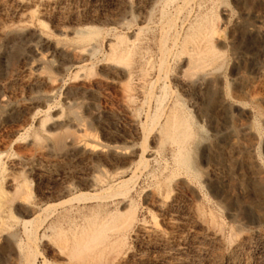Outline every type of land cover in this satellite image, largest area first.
Instances as JSON below:
<instances>
[{"label": "rangeland", "instance_id": "obj_1", "mask_svg": "<svg viewBox=\"0 0 264 264\" xmlns=\"http://www.w3.org/2000/svg\"><path fill=\"white\" fill-rule=\"evenodd\" d=\"M251 170L264 0H0V264H264Z\"/></svg>", "mask_w": 264, "mask_h": 264}, {"label": "bare ground", "instance_id": "obj_2", "mask_svg": "<svg viewBox=\"0 0 264 264\" xmlns=\"http://www.w3.org/2000/svg\"><path fill=\"white\" fill-rule=\"evenodd\" d=\"M30 15H32V14H30ZM29 18H31V17H29ZM29 23V22H28ZM90 32V31H89ZM94 32V31H93ZM79 37H80V40H81V42H82V47H81V49L84 51V50H87L86 48L87 47H89L88 45H90V43H91V41H92V35L90 34V33H87L86 31H80L79 33ZM95 40V39H94ZM93 42V41H92ZM117 44L118 43H116V45H111L110 46V49H111V53L112 54H114L115 56H118V54H117V52L118 53H120V51H118L120 48V45L122 46V43L120 44H118L119 45V47L117 46ZM43 45V44H42ZM57 46H59V45H57ZM34 48V56L36 57V60L38 61V62H47V61H50V60H52L51 58H53V56L51 57V58H49V56H50V54L48 53V52H43V50H42V48H37L36 46H33ZM119 48V49H118ZM53 50V49H52ZM49 51V50H48ZM51 51V50H50ZM86 52V51H85ZM124 51L122 50V52L120 53V54H122ZM47 53L49 54V56L47 55ZM88 53V52H87ZM117 54V55H116ZM114 55L112 56L113 57V59L115 58L114 57ZM125 55V54H124ZM119 56H123V55H119ZM117 58V57H116ZM115 58V59H116ZM122 59H124V57L122 58ZM121 59V60H122ZM192 59V58H191ZM117 60V59H116ZM116 60H114V61H116ZM53 61V60H52ZM51 61V62H52ZM192 61L194 62L193 64H197L199 61H198V59H192ZM36 62V61H35ZM50 63V62H49ZM35 65V63H34V61H33V63H30L29 62V64H27V66H26V68H27V70L28 71H32L33 69H34V65ZM43 64H45V63H43ZM192 64V63H191ZM27 71V72H28ZM33 72V71H32ZM40 72V71H39ZM39 72H37V73H39ZM36 73V71H35V74L37 75V77L39 76V74H37ZM43 77V76H42ZM35 79V78H34ZM45 79V78H44ZM38 80V79H37ZM40 80V79H39ZM38 80V81H39ZM46 80H48L49 82H51L50 81V79L48 78V79H46ZM44 84V83H43ZM46 85V84H45ZM128 95V94H127ZM125 97H126V95H125ZM126 99V98H125ZM127 100H129V98L127 99ZM128 108V107H127ZM170 118V119H169ZM169 118H167V119H169V121H168V123H167V125H166V127H167V131H171V132H177L178 130H180V126H181V124L182 123H180L179 121H178V117L177 116H175V115H170L169 116ZM72 120V119H71ZM244 127V126H243ZM166 129V128H165ZM166 131V130H165ZM245 133H254V128L253 127H251L250 125L248 126H246V127H244V130H243ZM168 133V132H167ZM85 138H88L89 139V141L90 142H96L97 141V136H95V135H93V134H86L85 135ZM86 146L87 147H90L91 148V146L88 144V143H86ZM253 147V146H252ZM251 149V148H250ZM252 150V149H251ZM181 151V150H180ZM179 151V152H180ZM254 156V155H253ZM256 157L254 158V160H253V163L255 164V165H257L256 163ZM252 163V164H253ZM252 164H250L251 165V168L253 169V167H254V165H252ZM253 166V167H252ZM256 168V167H255ZM3 169H1V171H2ZM3 172H1V174H2ZM264 174V173H263ZM248 178L251 180V181H253V182H255L256 184L254 185V187L257 185V188L258 187H260V189L261 188H263L264 189V183H263V177H262V174L259 172V171H257V170H251L250 172H249V174H248ZM95 180H98L99 181V179H95ZM248 185H249V180H248ZM253 187V186H252ZM253 187V188H254ZM22 188H24V186H20V187H18V189H20V192H21V189ZM26 189H27V187H25ZM24 188V189H25ZM250 188H251V186H250ZM256 188V187H255ZM254 188V189H255ZM24 189H22V192L24 191ZM25 189V190H26ZM28 190V189H27ZM259 190V188L257 189V191ZM255 192H256V190H255ZM259 192V191H258ZM26 194V193H25ZM27 194H29V192L27 191ZM264 203V202H263ZM6 205V200H5V196L2 194V192L0 193V208H2V207H4ZM2 220V219H1ZM4 222V221H3ZM3 222L2 221H0V225H2L3 224Z\"/></svg>", "mask_w": 264, "mask_h": 264}]
</instances>
